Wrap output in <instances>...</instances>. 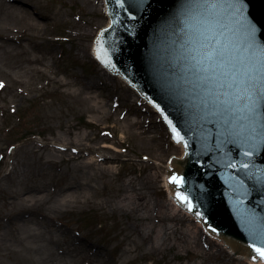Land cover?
<instances>
[{
    "label": "rangeland",
    "instance_id": "374dc122",
    "mask_svg": "<svg viewBox=\"0 0 264 264\" xmlns=\"http://www.w3.org/2000/svg\"><path fill=\"white\" fill-rule=\"evenodd\" d=\"M101 1L0 0V34L22 27L9 5L42 24L18 46L0 42V264L252 263L207 238L188 214L170 217L176 209L164 171L183 150L160 114L93 56L108 24ZM140 126L148 128L147 141L137 136ZM85 134L114 147L118 159L106 171L66 162L61 153L55 165L45 162L53 155L41 145ZM129 180L142 182L151 207L137 220L119 201ZM66 182L85 187L78 202L64 206ZM29 187L43 190L35 215L8 199Z\"/></svg>",
    "mask_w": 264,
    "mask_h": 264
},
{
    "label": "water",
    "instance_id": "95a60500",
    "mask_svg": "<svg viewBox=\"0 0 264 264\" xmlns=\"http://www.w3.org/2000/svg\"><path fill=\"white\" fill-rule=\"evenodd\" d=\"M106 1L112 27L97 40L100 62L156 106L185 145V158H174L165 176L173 197L237 259H259L254 247H264V131L258 125L253 140L247 129L240 131L243 122L225 123L190 70L199 26L186 23V11L197 0ZM245 3L255 43L264 46V0ZM226 22L243 39L241 23L235 17Z\"/></svg>",
    "mask_w": 264,
    "mask_h": 264
},
{
    "label": "snow or ice",
    "instance_id": "6c2138e0",
    "mask_svg": "<svg viewBox=\"0 0 264 264\" xmlns=\"http://www.w3.org/2000/svg\"><path fill=\"white\" fill-rule=\"evenodd\" d=\"M246 11L245 0H197L186 11V23L194 21L199 26L192 41L198 47L193 49L190 70L206 95L214 97L210 102L225 116V123L243 122L240 131L247 129L255 140L260 135L257 126L264 131V46L255 43L256 28L248 23ZM233 17L243 27V39L226 22ZM172 182L181 184L182 180L173 177ZM178 199L186 198L178 195ZM254 251L264 260V247H254Z\"/></svg>",
    "mask_w": 264,
    "mask_h": 264
},
{
    "label": "bare ground",
    "instance_id": "6f19581e",
    "mask_svg": "<svg viewBox=\"0 0 264 264\" xmlns=\"http://www.w3.org/2000/svg\"><path fill=\"white\" fill-rule=\"evenodd\" d=\"M102 4V12L106 15V6L104 4V0L101 1ZM7 11L10 15L18 19V21L22 24V27H16L15 29L10 30V34L2 35L0 34V42L2 43V46L5 44H17V46L20 44L19 38H22L23 40L26 39V34L29 30L33 31H39L42 28V24L39 22V17L36 16V18L27 19L24 12L20 7L17 5H9L6 6ZM108 24L110 21L108 20ZM17 35V36H14ZM124 82V81H123ZM135 92V91H134ZM136 93V92H135ZM114 107V106H113ZM130 125V124H129ZM139 132L137 136L143 141L148 140V128L145 126L139 127ZM43 148L47 149V151L52 154V158L45 161L48 164L55 165L57 161H55V156L58 153H61L64 160L66 162H75L79 163L83 167H91L96 168L100 171H106V167H104L105 164L111 163L112 161L118 159V155H114L112 151L114 150V147L111 145H104L101 147L98 143L90 139L86 134L83 136H78L76 140L72 139H66L62 137H57L54 139L52 143H48L46 145H41ZM119 152V150H116ZM167 170L164 171V173H167ZM85 186L79 182V183H72V182H66L65 187L63 190H60V202L62 205L66 206L67 204H72L75 202H78V190L84 188ZM124 193L123 196L120 197V205L122 209H127L130 211L133 215L135 220L139 218L140 211L145 210L148 214L149 209L151 208L147 199V194L144 191V187L141 183H137L136 181L129 180L127 183H125V186L123 188ZM43 192V190L40 187H29L25 189L22 193H11L8 196L9 203L11 205H15V202L19 201L23 206V211L25 215H35L37 214L31 207L35 205L37 202L43 201V196H38L39 193ZM170 204L175 208V212L172 211L170 214L171 218H175L179 221H182L180 219V216L177 214V211L180 210L184 212L183 209L179 208L176 204L173 203V199L171 200ZM38 215L47 216V213L45 211H41L38 213ZM145 214L142 213L140 217H144ZM184 230H182L183 232ZM222 242V241H221ZM233 257L236 258V256L233 253H230ZM242 260V258H239ZM249 264H264L261 260H258L257 262H252Z\"/></svg>",
    "mask_w": 264,
    "mask_h": 264
}]
</instances>
